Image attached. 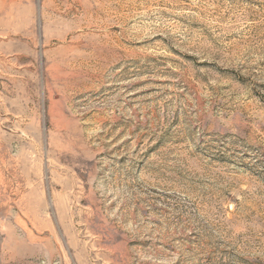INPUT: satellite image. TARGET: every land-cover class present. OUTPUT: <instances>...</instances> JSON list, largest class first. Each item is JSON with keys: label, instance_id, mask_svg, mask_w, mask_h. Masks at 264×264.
<instances>
[{"label": "rangeland", "instance_id": "374dc122", "mask_svg": "<svg viewBox=\"0 0 264 264\" xmlns=\"http://www.w3.org/2000/svg\"><path fill=\"white\" fill-rule=\"evenodd\" d=\"M0 264H264V0H0Z\"/></svg>", "mask_w": 264, "mask_h": 264}]
</instances>
